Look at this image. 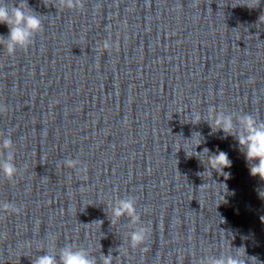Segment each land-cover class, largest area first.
Returning <instances> with one entry per match:
<instances>
[{"label": "clouds", "instance_id": "9594fccd", "mask_svg": "<svg viewBox=\"0 0 264 264\" xmlns=\"http://www.w3.org/2000/svg\"><path fill=\"white\" fill-rule=\"evenodd\" d=\"M57 3L68 9L82 6L81 0H57ZM259 4L260 0H254L253 3L244 5L255 8ZM42 16L29 7L27 0H19L18 5L9 4L7 0H0V24L6 25L9 29L6 37L0 35V45L6 48L9 55H14L18 49H26L33 43L36 35L42 31ZM103 47L109 48V42L105 41ZM0 111H3L2 106H0ZM201 119L200 113H192V124H199ZM205 121L209 124L213 133L222 131L225 137L231 136L238 141L239 149L248 164L250 175L259 177L264 182V120H258L254 115L248 113L235 115L229 112L217 111L215 107L210 106ZM195 133L201 135L199 132ZM193 134L190 139H192ZM200 144L197 143L196 147ZM0 145H2L5 152V157L0 162V172L6 178L12 179L18 171L13 154L8 152V149L12 147V140L3 138ZM202 152L209 154L208 168L215 172L224 173L225 168L232 166L228 154L222 150L217 149L216 152L210 154V150L205 147ZM65 166L75 168L77 164L74 160H67ZM259 195L261 199H264V195L261 193ZM0 207L19 211L10 203H5ZM110 211L113 224L117 219L124 216H127L132 223L140 221L136 201L131 196L117 199L110 207ZM101 222L103 223V221ZM148 235L149 229L147 227L141 226L134 229L129 235L130 246L135 248L144 244ZM43 253L35 256L32 259V264H98L97 258L88 249L75 247L71 244L64 245L58 253L54 251ZM112 260L113 256L110 250L108 255L102 254L99 264H112ZM201 264H245V262L237 253L235 255L221 254L219 257L207 256L201 260Z\"/></svg>", "mask_w": 264, "mask_h": 264}]
</instances>
